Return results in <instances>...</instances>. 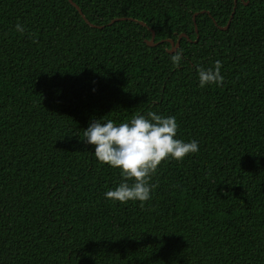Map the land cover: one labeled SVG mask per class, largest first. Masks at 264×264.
I'll use <instances>...</instances> for the list:
<instances>
[{
    "label": "trees",
    "instance_id": "16d2710c",
    "mask_svg": "<svg viewBox=\"0 0 264 264\" xmlns=\"http://www.w3.org/2000/svg\"><path fill=\"white\" fill-rule=\"evenodd\" d=\"M73 3L0 0V264H264V0ZM148 111L199 151L114 202L83 130Z\"/></svg>",
    "mask_w": 264,
    "mask_h": 264
},
{
    "label": "clouds",
    "instance_id": "9594fccd",
    "mask_svg": "<svg viewBox=\"0 0 264 264\" xmlns=\"http://www.w3.org/2000/svg\"><path fill=\"white\" fill-rule=\"evenodd\" d=\"M14 30L25 31L17 23ZM182 51L170 57L173 66L182 62ZM222 63L216 60L211 67L197 66L198 85H220L224 79L221 74ZM178 124L175 116H164L153 111L146 115H134L128 121L115 122L112 119L93 120L83 130L84 141L94 146L91 152L98 162L118 168L123 177L113 189L105 192V198L114 202H145L151 198L155 188L150 183L162 160H182L186 155L199 151L195 140L184 141L176 138ZM132 183H128L129 180Z\"/></svg>",
    "mask_w": 264,
    "mask_h": 264
},
{
    "label": "water",
    "instance_id": "95a60500",
    "mask_svg": "<svg viewBox=\"0 0 264 264\" xmlns=\"http://www.w3.org/2000/svg\"><path fill=\"white\" fill-rule=\"evenodd\" d=\"M69 2L79 11V13H81L80 12V9L78 8V6L73 3V0H69ZM234 3H236V0H234ZM229 22L230 21H228V23H227L226 26L221 27L220 29L221 30H226L228 28V26H229ZM141 25H144V24L141 23ZM181 37H184V35H180L178 37V39H177L176 42H174L172 40H166L170 44V49L168 50L169 53H173V52H176L177 51V49L179 47V42H180ZM145 43L148 46H154L155 45V43H154V32L153 31H151V37H150V39L149 40H146Z\"/></svg>",
    "mask_w": 264,
    "mask_h": 264
}]
</instances>
